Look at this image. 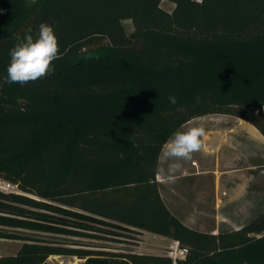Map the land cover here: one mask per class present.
<instances>
[{
  "label": "trees",
  "instance_id": "trees-1",
  "mask_svg": "<svg viewBox=\"0 0 264 264\" xmlns=\"http://www.w3.org/2000/svg\"><path fill=\"white\" fill-rule=\"evenodd\" d=\"M0 0V79L31 28L53 27L54 72L0 86V226L99 239L146 231L188 250L177 264H264V212L206 233L164 203L163 145L180 127L229 115L264 136V0ZM124 20H131L127 33ZM175 96L176 104L168 97ZM0 264H172L165 255L22 237Z\"/></svg>",
  "mask_w": 264,
  "mask_h": 264
},
{
  "label": "crops",
  "instance_id": "crops-1",
  "mask_svg": "<svg viewBox=\"0 0 264 264\" xmlns=\"http://www.w3.org/2000/svg\"><path fill=\"white\" fill-rule=\"evenodd\" d=\"M215 115L226 125L209 129L203 141L205 154L215 156L216 199L212 205L209 202L210 209L207 210V199L200 189L204 176H209L210 170L199 166L192 170L180 168V165L174 168L177 162L162 159L161 152L158 170L163 169L175 179L172 182L163 180L158 170L156 178L161 197L169 210L185 225L212 234L238 230L264 212V205H257L264 201V136L243 119ZM231 117L237 122H227ZM228 123L233 125L227 126ZM229 225L232 228L226 230Z\"/></svg>",
  "mask_w": 264,
  "mask_h": 264
},
{
  "label": "rangeland",
  "instance_id": "rangeland-1",
  "mask_svg": "<svg viewBox=\"0 0 264 264\" xmlns=\"http://www.w3.org/2000/svg\"><path fill=\"white\" fill-rule=\"evenodd\" d=\"M200 1V0H198ZM174 4L170 1L163 0L161 2V7L168 12H171L174 9ZM124 29L127 33L133 31V24L131 20H124L123 22ZM217 118V119H214ZM236 118H230L227 122L235 123ZM232 123H228V125H233ZM225 123L221 121L219 116L216 115H207L193 120L192 122L187 123L186 125L179 128V131H185L188 127L203 125L206 132L209 129H213L212 127H218L224 125ZM226 125V124H225ZM227 130V128H225ZM177 130V131H178ZM204 141V137L202 138ZM173 161V160H172ZM180 168L184 167L187 170H192L197 166L204 168V170H210L209 176H204V183L201 184L200 189L205 193L207 199V210L210 209L209 202L214 204L216 199L215 194V178L213 174L214 166H215V156L205 154L203 148L195 152L192 155V158L187 161H176ZM264 199V195L262 196ZM257 205H264L263 203H257ZM252 212V211H251ZM255 212L253 211L252 214ZM228 215V214H227ZM232 227L229 225L226 230L231 229ZM0 230H7L8 232H14L22 237L33 238V239H41L47 240L49 242H61V243H75L80 242L84 244H94L102 247H109L112 250H122V251H133L137 253H146V254H161L165 255L167 251V246L170 240H162L157 237L155 234L140 231V233H133L130 238H88L81 236H73V235H62L57 233H48L42 232L38 230L31 229H22V228H9L0 226ZM22 241L10 240V239H0V256H8L14 255L20 246L22 245ZM83 260L74 257V256H51L47 260V264H82Z\"/></svg>",
  "mask_w": 264,
  "mask_h": 264
},
{
  "label": "clouds",
  "instance_id": "clouds-1",
  "mask_svg": "<svg viewBox=\"0 0 264 264\" xmlns=\"http://www.w3.org/2000/svg\"><path fill=\"white\" fill-rule=\"evenodd\" d=\"M36 3V0H30ZM17 44L10 50L11 61L7 68V76L0 79V86L4 83H19L21 85L47 76L54 72L53 61L60 58L58 37L53 27L41 23L38 34L34 37L29 28L24 37H17ZM169 101L176 104L175 96H169ZM206 135L203 125L188 127L185 131H175L172 137L163 145L162 159L187 161L195 152L203 147L202 138ZM175 165L174 168H178ZM170 169L169 171H172ZM163 180L172 182L175 177L168 175L163 169L158 170Z\"/></svg>",
  "mask_w": 264,
  "mask_h": 264
},
{
  "label": "built area",
  "instance_id": "built-area-1",
  "mask_svg": "<svg viewBox=\"0 0 264 264\" xmlns=\"http://www.w3.org/2000/svg\"><path fill=\"white\" fill-rule=\"evenodd\" d=\"M0 192L24 195V192L17 184L9 182L2 177H0ZM187 252L188 250L181 246L178 240L171 239L167 246L165 256L172 260V264H177L179 260L186 258Z\"/></svg>",
  "mask_w": 264,
  "mask_h": 264
}]
</instances>
